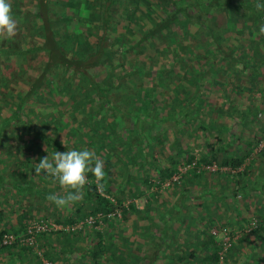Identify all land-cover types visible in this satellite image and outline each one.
I'll list each match as a JSON object with an SVG mask.
<instances>
[{"label": "trees", "instance_id": "1", "mask_svg": "<svg viewBox=\"0 0 264 264\" xmlns=\"http://www.w3.org/2000/svg\"><path fill=\"white\" fill-rule=\"evenodd\" d=\"M11 1L18 30L15 37L9 39L7 47H0V90L4 82L10 86L24 84L27 89L19 93L12 92L8 98L0 96L5 101L4 106L8 105V100H14L10 105L12 114L0 125V147L5 146L3 140L9 139L8 135H5L8 128H11L10 133L14 139L20 141L24 132L29 130L33 140L41 138L43 142L38 143L36 147L33 140L30 143L24 142L25 145H22L21 149L22 158L9 159L12 157L9 151L7 155L10 161L7 159L2 164L0 162V196L4 190L8 193L15 190L20 197L33 194L36 182L34 164L30 157L36 154L40 161L41 157L47 156L45 148L60 152L68 151L70 145L67 143L71 141L73 142L71 147L74 149H83V145L84 148L96 153L104 163L105 178L102 182L103 187L98 190L95 177L88 173V183L84 188L90 212H87L88 209H84L83 205H78L67 221L60 219L58 224L74 225L101 214V218L94 226L102 223L107 225L114 219H108L107 216L120 210L123 219L130 213L145 212L149 223L153 227H160L162 224L150 221L151 208L148 203H145L147 210L143 208L139 210L133 203L128 207L123 205L125 188L113 185L112 170L116 166L113 161L116 153L113 152H117V149L121 152L125 148L132 149L133 145L130 143L133 135H140L146 140L151 130L158 128V124L162 126L176 120V124L182 126L181 118L186 119L187 124L196 121L195 115L205 105L206 95L202 94V88L208 81L219 84L217 77L225 68L227 71H233L234 75L236 71L243 77L249 75L250 92L262 90L264 95V87H257L264 83L261 82L264 78V62L261 59L264 34L259 32L260 25L264 24V10L255 7L257 0ZM244 37L248 41L246 45L243 42ZM230 42L234 44L232 49H229ZM245 53L254 54L249 57ZM161 57L172 58L168 67L158 66ZM198 61L201 64H196ZM189 63H195L197 66L184 70L183 75L188 81L186 87L184 79L179 77L181 74H176V68L178 64ZM152 77L157 78L161 90L166 91H159L158 96L163 97L169 94V91L175 96L177 106H170L172 112L166 118H163L162 114L165 107L159 106L156 96L151 91H142L145 92L143 94H147L146 96L138 93L137 80ZM176 83L178 85H175ZM180 94L184 95V99H178ZM41 108L42 112L39 113L38 110ZM201 126L206 132L210 130H217L220 134L227 132L225 128L215 123L209 125L201 123ZM61 133L66 134L67 143L58 140ZM104 135L111 136L108 151L107 146L102 145L103 142L99 139ZM232 139L234 143L235 135H232ZM218 141L222 142L220 137ZM260 141L257 139L255 145ZM228 146L229 143L223 145L222 142L216 149L208 142L207 153L199 161H196V157L189 152L184 154L185 158L182 161L184 166L195 163V167L189 169V172L187 169L185 174L179 177L188 183L184 184L185 187L175 204L162 216L163 221H167L166 227H162L166 231L163 236L165 239L159 238L160 244L158 243L156 253L163 247L169 249L175 244L188 246L189 242H176L174 239L176 234L174 235V222L171 220L180 218L181 206H186V197L191 194L190 189L195 182H190L189 175L193 180L204 177L205 172L200 165L210 167L217 162L220 166L217 174L225 177L227 181H235L238 185L232 190V197L239 195L246 198L250 195L245 180L248 172L238 170L251 156L253 148L243 155L240 154L241 150L230 155L226 149ZM179 163L181 162L173 160L170 168L157 169L161 182L173 180L177 174L175 167ZM221 168L228 170L222 171ZM7 173L9 175H6ZM262 175L263 171L260 176ZM45 178L41 175L39 179ZM128 178H131V175ZM132 184L133 178L128 179L125 185ZM221 184L223 186V182ZM253 185L258 186L252 183L251 189ZM114 187L116 193L113 192ZM128 189L129 194L133 196L135 194L138 198L145 195L140 187ZM100 190L103 194L99 192ZM212 195V202L207 201L209 193L206 191L197 197L203 201L199 206L207 212V216L200 218L197 224L192 223V227L193 225L198 227L192 233L195 237L193 243L197 244L198 236H205L206 240L203 241L201 250L206 254L200 256L197 245L194 248L191 244L193 250L190 249L186 258L180 254L175 257L177 259L169 258L170 262L220 264V252L223 247L212 232L217 229L222 233V230L227 229L232 236L239 235L237 240L241 235L247 236L238 245L250 241V249L245 254L244 263L250 264L254 261L253 264H260L259 261L264 260V216L254 214L252 217H244L239 208L232 207L236 212L237 222L228 221L218 226L215 218L220 213L215 208V199L221 198V201L227 195L224 194L222 197ZM229 197L231 196L227 198ZM262 197L264 198V195ZM152 198L148 197L146 200L152 202ZM20 211L19 222L15 226L8 221V212L0 209V225L3 226L0 230V244L5 235H13L20 239L28 230L33 219L25 209L21 208ZM12 213L17 214V209H13ZM44 221L49 222L48 217ZM254 221L257 222V227L251 228L250 225ZM238 223H243L238 228L245 229V233L239 234L236 228H233V224ZM84 230L86 229L67 235L78 240L86 233ZM147 230H151L150 226ZM55 233L64 234L60 231ZM170 233L172 235L169 237ZM52 234L54 232L37 235L33 247L21 245L18 240L13 245H0V258L9 260L10 264H43L40 255L29 251L36 247L37 241L49 243V236ZM93 234L95 236L82 258L90 257L94 264L116 263L117 257L110 256L112 252L115 255L118 253L115 243L105 245L101 231L94 230ZM186 234L190 235L189 232ZM234 245L235 243L229 249L228 258L227 256L224 258L223 264H228L231 254L236 256L240 251L237 245ZM15 249L18 252L14 253ZM64 250L73 252L70 247ZM185 250L188 251L189 246ZM46 255L48 261L54 263L52 253L48 252ZM135 255L136 264L138 262L155 264V260L149 259L147 254H142L141 259ZM131 258L133 257L130 255L124 256L120 263L130 262Z\"/></svg>", "mask_w": 264, "mask_h": 264}, {"label": "rangeland", "instance_id": "2", "mask_svg": "<svg viewBox=\"0 0 264 264\" xmlns=\"http://www.w3.org/2000/svg\"><path fill=\"white\" fill-rule=\"evenodd\" d=\"M9 2L12 3L11 0H9ZM24 8L25 7H23V9ZM204 40L205 38L203 39V41ZM243 42L244 45L248 44L247 38L244 37ZM9 43V38H6V36L0 34V47H7ZM229 44V49H232L231 47H234V44L232 42H230ZM261 47L262 51L264 52V46ZM201 52L203 53V51ZM245 54L246 56L249 55L250 57V55H253L254 53ZM171 62V57L166 59L164 57H161L158 66L168 67ZM196 64L199 65L201 64V62L198 61L196 62ZM196 64L189 63L188 65H177L176 74H181L179 77L184 79V84L186 85V87H188V81L183 75L184 70L186 71L188 68L191 69L190 67L197 66ZM182 67H184V69H182ZM232 72L233 71H227L225 68L222 73H220L217 77V82L219 84L211 83L208 81L206 86L202 88V94H204V96L206 95L204 98L205 105L200 111H198L197 115H195L196 121L191 123L189 122L187 124V120L181 118L180 120L182 121V126H178L176 124V120H174L173 123L169 122L163 124L162 126L158 124V128L156 130L152 129L150 132V136L147 135L146 140L143 139L140 135H133L130 143L133 145L132 149L125 148L123 149V152H121L120 149H117V152H113L116 153L114 154L115 157H113V161L116 164L115 168H113L112 170V172L114 173L113 185H115L116 187L124 186L126 192L123 204L124 206L128 207L130 204L133 203L137 209L138 207L144 205V210H147L145 209V203H148L149 207L151 208L149 215L150 221L154 220L157 223L161 224L163 222L162 216H164L167 210L170 209V206L175 204V200L179 197L181 190L185 187L184 184L188 183L187 181H184V178H182V180H180L179 178L182 174H185V166L184 162H182L185 158L184 154L189 152L196 157V161H199L200 158L207 153L206 144L208 142L212 143L216 149H218L222 145V142L223 145H227V143H229V146L226 149L227 152L231 153L230 151H233L236 147L235 142L233 143L232 135H235V137L236 135L240 136L241 140H246L247 134L255 135L257 136V139L261 137V134L263 133L264 129L263 92L262 90H258L255 93L250 92L251 77L249 75L244 77L240 76L238 75L237 71L234 75ZM157 83V78L153 79V77L151 79L144 78L142 80H137L138 93L139 95L146 96L147 94H143L145 92L142 91H151L152 94L156 96V101L158 102L159 106L165 107V110L162 112V114L163 118H166L172 112L170 106L176 107L177 103L174 101L175 96L171 91H169V94H166L163 97H160V95L158 96L159 91H166L165 89L161 90V86ZM175 85H178V83H176ZM258 86L264 87V83H262V85H257V87ZM154 88L157 90H155ZM26 89L27 86L24 84L10 86L6 84V82H4V86L0 90V96L8 98L9 96H11L12 92L19 93L25 91ZM178 99H184V95L180 94L178 96ZM4 102L5 101L0 98V125L1 123H4L3 121L6 120L12 114L10 105L14 103V100H8V105L6 104L5 106ZM42 109L43 108L38 110L39 113L42 112ZM176 110H178V108H176ZM201 123H205L208 125L210 123H215L218 126L225 128L227 132H224L222 134H220L217 130H210L206 132V129L201 126ZM128 127L129 126H127V128ZM11 131V128L6 129L5 135H8L9 139H2L5 143V146L0 147L1 164L2 162L4 163L8 159L7 154H9V151L12 154V157H10L9 159L12 160V158H22V147L25 145L26 142L30 143L33 140L32 134L30 133L31 131L29 130H26L24 132V136L20 141L14 139L13 135L11 136ZM218 136L221 138L222 142L218 141ZM99 139L102 140V145L107 146L106 149L108 151V143H110L109 141L111 140V136L104 135ZM58 140H60L62 143H67V141H65L66 134L61 133ZM33 142L36 147L38 146V143H42L43 140L41 138H38L33 140ZM67 144L70 145V148H68V150L73 149L71 147L73 145V142L70 141ZM82 148H84L83 145ZM51 149L52 148H45V154H49V156H51L52 153L56 151ZM253 153L254 154L251 157V162L247 166L250 167V169L248 171V174L246 175V180L257 184L258 186L255 187L256 190H251L250 195L246 198H244L243 196L240 197L239 195L236 197H232L231 192L236 187H238V185L235 183V181H227L225 177L223 178L222 176L217 174V171L219 170L218 168L220 167L217 162H214L210 167L204 165L199 166L205 172V175L202 178L193 180L192 177L189 175L188 178H191L190 182L195 183L193 188L190 189L191 194L186 197V207H188V205L190 204V208L184 207L182 211L184 215L189 213V218L193 216L194 220H191L189 223L185 222L183 226H180L178 223L173 224L174 235L176 234L174 239L176 240V242H189V250H185V248H188V246L182 247L181 245L178 246L177 244H175L169 249H165L164 251V255L167 254L168 259L162 254H160V256L157 255L158 259L155 260V264H172L169 258L177 259L175 257H178L177 255L180 254L186 258V255L188 252H190V249L193 250V246L194 248H196V245L200 256L206 254L204 250H201L203 247L202 243L206 240V237L203 235L198 236L197 244H194L193 242L195 237L192 236V233H194V231L196 230L195 229L194 231H192V228L197 227V225H193L192 227V223L194 222L197 224L200 218L207 216V212H204L203 209L199 206L203 201L197 198L200 194L203 193V191L209 193L207 201L210 202L213 201L212 194H215L216 196L220 195V197L227 195L221 201V198L215 199V208L220 213L216 215L215 218L217 220L216 223L218 222V226H221L224 223H228V221H233L234 223L237 222V215L236 212H234L233 210L234 207L239 208L241 215L244 217H252V215L254 214L259 215L260 217L264 216V198L262 197V195H264V176L259 181H257V175H261L257 173V167L259 164L258 155L260 154V152L255 153L254 150ZM134 157H137V159L134 160ZM38 159L39 157L36 156V154L30 157V160L33 164L39 163ZM132 159L134 161H132ZM173 160L181 162L175 167L177 174L174 177L178 180H166L165 182H161L157 169L163 170L165 168H170L171 162ZM192 167H195V163L191 164L190 166H187L186 169H188V172L190 171L189 169H192ZM221 169L222 171L228 170L226 168ZM262 170H264V167ZM6 175L9 174L7 173ZM129 175H131V178H133L132 186L125 185L128 179H131L128 178ZM39 178L40 176H35V192L31 195H25L20 197L16 194L15 190L11 191V193H8L6 190L1 191L3 194L0 196V209H5L8 212L7 216L8 221L10 223L16 225L19 222L18 214L19 212H21V208L25 209L27 211L26 213H29L33 220L44 221L46 217H48L49 222L52 223H58L60 219H62V221H67L70 217V214H72V212L74 211V208L78 205H83L84 209H88L87 212H90L91 209L87 204L88 200L86 197L85 188L83 189V195L80 201L76 202L68 208L60 209L57 208L52 202L48 201L46 199V196L53 192L58 194H64V191L60 188L58 184L53 183L51 179L45 178L44 180ZM222 182L223 186L221 184ZM129 187L131 189L133 188V190L135 187H140L142 192L145 194L144 197L138 198L135 194L134 196L132 194H129ZM257 188H260L261 190ZM113 192H117L115 187L113 188ZM228 196L231 197L227 198ZM148 197H153V201L149 202V199L147 201L146 199ZM192 208H195V210H193ZM13 209H17V214L12 213ZM147 219L148 218L147 215H145V212L140 214H137L136 212H134L133 214L130 213V215L127 216L126 219H123L121 214L120 217H115L114 219H112L110 224L104 225V223H102L99 226H96L95 228L90 227L84 230V232L86 233L78 240L76 239V237L67 235V233H54L52 234V236H49V243L45 244V241H37L36 247L32 248L33 250H30L29 252L40 255L43 264H94V260L92 258L85 257L83 259L82 256L84 252L89 249L90 241H92L95 236L93 234V231L97 230L103 233L105 245H108L109 243H115L114 245L118 250V253L116 252V255L113 252L112 254H110L111 257L116 256L118 259L116 263L111 264H121V258L123 257L124 259V256L127 255H130L133 258L130 259V262H125L122 264H136L135 261L137 258L135 254L136 251L139 250L140 245H142V253L140 254L142 255L143 253H145L144 251H146V254L148 256H151L149 252L150 241L148 237L147 239L145 238L144 242L140 238V234H136L134 230L137 225V222H143V224L149 225L150 223ZM240 224L243 223L233 224V228H236L235 230L238 231L239 234H243L246 230L238 228L240 227ZM162 227V225L158 227V231H160ZM2 228L3 226L0 225V230H2ZM187 230L190 231V235L186 234ZM216 237H218L220 241L222 235H218ZM245 238H247V236L241 235L240 239L236 240L235 245H237L240 251H238L236 256L231 254V256L229 257L228 264H245L244 258L245 254L249 252L250 241L240 243L238 245V243ZM139 241H142V243H139ZM153 244H155V242H153L152 245ZM66 247H70L71 249H73V252H71V250L70 252H68V250H64L66 249ZM16 252H18V250L15 249L14 253ZM48 252L52 253V256L54 257V263L48 261V255H46L48 254ZM137 257L138 259H140V256L137 255ZM24 259L26 258L24 257ZM197 261L192 262L195 263ZM253 262L254 261H251L250 264H253ZM259 262L260 264H264V260ZM143 263L144 262H138V264ZM0 264L10 263L9 260L1 257ZM179 264L185 263L179 262Z\"/></svg>", "mask_w": 264, "mask_h": 264}, {"label": "clouds", "instance_id": "3", "mask_svg": "<svg viewBox=\"0 0 264 264\" xmlns=\"http://www.w3.org/2000/svg\"><path fill=\"white\" fill-rule=\"evenodd\" d=\"M255 7L264 10V0H257ZM17 30V20L9 0H0V34L11 39L15 37ZM259 32L264 34V24L260 25ZM33 169L35 176L50 178L64 191V194L53 192L46 196L48 201L60 209L68 208L81 200L84 186L88 183V173L95 177L98 190L103 187L105 178L103 161L93 150L87 148L55 151L51 156L48 154L41 157Z\"/></svg>", "mask_w": 264, "mask_h": 264}, {"label": "crops", "instance_id": "4", "mask_svg": "<svg viewBox=\"0 0 264 264\" xmlns=\"http://www.w3.org/2000/svg\"><path fill=\"white\" fill-rule=\"evenodd\" d=\"M261 59H262V62H264V52L262 51V56H261ZM263 78V77H262ZM264 79V78H263ZM263 79H261V82H264V80ZM262 137H263V139H262ZM235 139H236V141H235V144H236V147L234 148V150L233 151H230L231 153H229L230 155H234L235 153H237V151L238 150H241L240 151V154L241 155H243L244 153H247L248 152V150H250V148L252 149L253 148V151H252V153H251V156L249 157V158H247L246 160H245V163H244V165L241 167V169H239L238 171H243V170H246V172H248L249 171V169H250V167H247L248 166V164H250V162H251V157H252V155L254 154L253 152H254V150H255V153L257 152V153H259L260 152V154L258 155L259 156V164H258V167H257V173L258 174H261L262 173V171H263V173H264V170H262L263 169V167H264V154H261L262 152H264V129H263V133L261 134V137H259V139L261 140L257 145H255V143H256V139H257V136H255V135H249V134H247V138H246V140H241V137L240 136H237L236 135V137H235ZM251 143H252V145H251ZM251 145V146H250ZM249 146V147H248ZM1 169V168H0ZM264 175H262V176H260V175H257V181H259L262 177H263ZM245 180H246V178H245ZM255 182V181H254ZM246 184L248 185V193L250 194V192H251V190H256L255 189V186L253 187V189H251L250 187V185L252 184V182H250V181H248V180H246ZM264 186V185H263ZM261 192V191H260ZM177 200V199H176ZM176 200H175V202H176ZM186 204H187V201H186ZM173 206V205H172ZM187 206V205H186ZM186 206H184V205H182L181 206V215H180V218H177L176 220L174 219V220H171V221H173L174 223H178L180 226H183L184 225V223L186 222V223H189L191 220H194L193 219V216L192 217H190L189 218V216H190V214L188 213V214H186V215H184L183 214V211H182V209H184V207L185 208H190V204L188 205V207H186ZM171 207V206H170ZM141 208H143L144 209V206H141V207H138V209L140 210ZM202 208V207H201ZM193 210H195V208H192ZM2 210V209H1ZM178 211V210H177ZM170 221V220H169ZM170 221V223H172ZM162 226H163V228L164 227H166V225H167V221H163L162 223ZM15 225V224H14ZM17 225V224H16ZM15 225V226H16ZM150 226V228H151V230L150 231H148L147 229H148V227ZM198 228V227H197ZM197 228H192V231H194L195 229L197 230ZM167 229V228H166ZM180 229V228H179ZM134 230H135V233L137 234V233H139L140 234V238L142 239V241H144L145 242V238L147 239V237H148V239H149V241H150V248H149V252H150V254H151V256H148L149 257V259H153V260H156V259H158V257H157V255H158V253H160V254H162L163 256H166V258L168 259V256H167V254L166 255H164L165 253H163L164 251H165V248L163 247L162 248V250L161 251H163L162 253H161V251L160 252H158V253H156V250H157V247H158V243L160 244V242H159V238L162 240V239H165L163 236H164V232H166L165 231V229H161L160 231H158V227L157 226H155V227H153L152 226V224H149V225H147V224H143V222H137V225H136V227L134 228ZM195 230V231H196ZM159 232V233H158ZM187 232H189L190 233V231L189 230H187ZM159 235V236H158ZM170 235H172L171 233L169 234V237H170ZM157 238V239H156ZM153 239V240H152ZM142 241H139V243H142ZM149 241H146V242H149ZM153 242H155V244H153L152 245V243ZM142 245H140V248H139V250L138 251H136V254L137 255H139L140 257H142L141 256V254L140 253H142ZM69 252V251H68ZM145 253H143V254H146V251H144ZM160 254H159V256H160ZM141 259V258H140Z\"/></svg>", "mask_w": 264, "mask_h": 264}, {"label": "built area", "instance_id": "5", "mask_svg": "<svg viewBox=\"0 0 264 264\" xmlns=\"http://www.w3.org/2000/svg\"><path fill=\"white\" fill-rule=\"evenodd\" d=\"M185 171L187 170V167H184ZM215 170V169H213ZM173 180H177V178H173ZM100 193L101 190L99 191ZM103 194V193H102ZM121 211L120 210H116L115 212L109 214L107 216L108 219L111 218H115V217H120L121 216ZM101 214H99L97 217H90L88 219H86L85 221H81L80 223L74 224V225H63V224H58L55 222H46V221H36L33 220L31 221V224L28 227V230L26 231V233L20 238L17 239L15 236L13 235H5L2 239L1 242V246H9V245H13L18 242L21 245L24 246H29V247H33L36 244V237L37 235L41 234V233H45V232H64V233H76L79 230L82 229H88L90 227H96L94 226V224L96 223L97 220H99V218H101ZM252 227H257V222L254 221L251 225ZM87 227V228H86ZM251 228H248L249 230ZM213 235L218 236V235H222L221 238V246L223 247L221 252H220V264H223V260L224 258L227 256L229 249L233 246V244L236 242V240L239 238V235L235 237V235H231L229 233V231L227 229L222 230V233L219 232V230H214ZM45 264H50V263H45Z\"/></svg>", "mask_w": 264, "mask_h": 264}]
</instances>
